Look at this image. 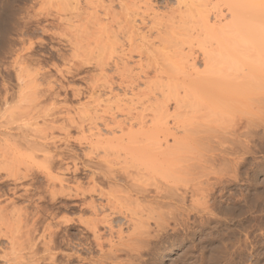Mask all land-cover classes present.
<instances>
[{"label":"bare ground","instance_id":"1","mask_svg":"<svg viewBox=\"0 0 264 264\" xmlns=\"http://www.w3.org/2000/svg\"><path fill=\"white\" fill-rule=\"evenodd\" d=\"M61 1L62 6L59 15V24H61L60 36L64 39V43L68 42L67 44H69L72 49L73 55L71 54V58L74 61L73 56H75V58H77L75 61H78V64L91 65V63H94L99 72H101L100 75L103 77L102 83L99 84L102 85L101 87L104 86L108 88V93H106L108 94V102L110 103L111 98H114V102H112L115 106L113 108L114 110L112 109L110 115L106 114L109 116L103 115L101 117L100 115L102 114H100V112L98 115V111L101 109L100 101H97L98 103L95 101L97 103L95 107L85 108L84 111V107L81 108V113H86V115L89 116L91 125L89 134L86 135L85 132L82 133L78 142L80 145H88V147L92 148V150L97 153L94 156L91 149V153L85 151L86 153L84 154L83 152L88 160L84 161L86 162L84 166L88 169L92 168L93 170L90 178L93 184L91 182L92 185L81 187L80 181V183H78L80 186L78 184L75 185V193L73 190L74 186L69 185L67 182L68 177L66 178L64 174L67 171L69 173L71 166H67L69 164L67 163V167L64 166L65 168H62V163H64L66 159V161H70L71 159V161L77 163L75 160L76 158H73L77 156V154L73 152L75 150L68 148L69 144L67 142L72 138L68 130L75 126L77 129L83 130V124L80 122L83 120H80V123H78L74 117L72 118L70 116L73 119L71 123V118H68L69 116L67 115V118L70 120L67 119L66 122L70 121L69 124L71 123V127H67V130L66 126L68 123L65 124V122H62V125L57 124L58 118L63 116L60 113L64 109L62 108V110L60 108L61 106L57 107L58 105H48L49 102L47 105L44 103L39 105L40 102L37 100L38 102H36V104L31 103V109L26 108L22 110L21 108L22 111H18L19 116H15L18 120L14 121H17L15 129L19 137V144H16V146L13 145L15 147L13 151L5 148V146L4 150L2 149L3 146L0 147V151H2L3 154L7 153V156L9 155L11 158V161L5 159L6 161L3 167L10 170L9 163L13 164V159H15L16 165L18 163L19 167L22 166L23 169L19 173L14 170L15 168L13 169L15 171L14 173L17 172L19 174L18 178L16 176L18 180H26L33 175L32 172L35 173L37 171L44 176L46 188L54 198L56 195L64 193L69 195L71 192L72 194L74 192L77 197L79 193L82 194L83 198L79 197L83 199V206L88 208L91 213L86 217L80 216L79 222L93 233V242L95 240L98 245L97 248H100L99 253L101 252L99 255L100 259H97L99 256H97V258L95 256L93 257L99 261L95 263L94 261H85L87 264H122L123 262L121 260L124 256H122V258L119 257V255H121L120 252L126 250L127 252L124 253V251L123 253L126 255L128 253L129 256L132 255L131 252L135 251H139L138 253L135 252L139 255L142 253L140 252L141 250H139L141 244H145V241L146 243L149 242H147V239L150 236L149 234L152 233H150L149 230L152 228L151 231H153L154 229L150 226V222L153 221L156 227L160 226V228H158L161 230V226L164 224V226H167L166 224L170 219L176 222L180 217L179 222L182 221L181 218L186 211L187 195H192L190 194L191 190L189 189L190 191H188L189 185H186L188 174H197L198 172V177L201 176L200 173H202L204 177V171H207L210 166L209 164L216 161V158H220V160L223 159L221 160L222 163L225 160L226 164L232 161L233 156L231 155H233V153L230 151L231 147L227 145V147H225L224 145V143L227 144V142L230 141L228 140V135H232L233 131H235L234 128L242 121L244 123L243 125L246 126L244 130L251 126L253 113L250 107L254 103H252L254 98L250 96L249 91L252 87H255L252 85V81L254 83L259 76L264 77V69L260 70L261 66H264V0H177V6L171 8V14H165L166 17H162L161 14V17L160 15L158 16V11L156 9L157 12L154 11L150 0ZM117 7H119L120 10H117ZM193 16L197 18L194 17V21L193 18H191ZM188 17L191 19L188 20ZM191 20L193 21L192 23L190 22ZM141 26L148 28L147 30L145 29L146 32H156V35L161 38V41L156 36L153 39H159L160 44H158L160 46L162 43L163 45L166 44L169 47L166 46V48H168L165 49L167 52L164 50L165 47H163V49L157 47L159 51L155 50L157 48H154V45L150 46L153 44L150 40L149 43L151 42L152 44H147V46H150L152 50L149 48L144 49L143 46L145 45L142 46L141 44L140 46V44H135L137 43L135 40L141 34ZM143 34H141V36H143ZM144 35L145 38H148L146 33ZM179 36L182 37L179 38ZM122 37H124V40L121 39ZM175 37L179 38L177 43ZM200 37L202 39L198 44L201 47L199 48V51L201 50L199 55V53H195L193 45ZM164 38L169 41L170 38L173 39L176 45L165 40L167 43H170L169 46L162 41ZM137 40L140 41V39ZM145 42L148 43L147 39L146 41L144 40V43ZM171 46H175V50H173ZM185 48H187V51ZM169 49H172L174 52L172 51L173 53H171ZM196 52L198 51L196 50ZM63 55L65 56L64 53ZM134 55H137V60H134ZM200 58L204 64L201 70L197 64V61H201L198 60ZM144 59L146 62L143 61ZM167 60L169 61L168 63H171L170 66L173 67L165 66V68L168 67L169 70L163 68V71L162 66L168 64L166 62ZM143 62L146 64L143 65ZM136 66L140 68V72L133 74V68ZM108 69L114 70V74L108 75ZM260 72H262L263 75L260 74ZM256 74H258V77H255ZM115 76H117L118 80L115 79ZM263 77L257 79V81L264 80ZM98 82H96V84L94 83L95 85H93L92 88L98 89L99 87L97 88V86H100L97 84ZM169 82H174L173 88L171 86L165 87ZM260 82L262 83V81ZM115 84L120 86V88L124 87V92L130 90L131 96L128 97L127 93H125V96L128 97L127 99L124 97L126 101H124V98H121L122 96H119V93L115 92ZM141 84L146 88L139 89ZM41 85L42 84H40V86ZM48 86L51 87L52 85L50 86L49 84ZM53 87H51V89L48 88L50 92L46 87V89L43 88L44 90H41V94L45 96L43 92H47L46 96L48 94L51 96L50 93ZM101 87L99 89H101ZM105 88L102 89L105 90ZM38 90L37 93L40 92ZM77 91L78 90H76V94L78 93ZM105 91H107V89ZM80 92L77 94L78 96H80ZM37 93L36 95H38ZM52 94H54V90ZM55 94L57 93L55 92ZM201 95L205 97L209 96L210 101L205 104L193 100L194 96L198 98ZM24 97L25 96L21 99L24 100ZM41 100L45 102L48 99ZM108 102L104 104L105 107L103 106V110H105V108L107 109V105H111V103L108 104ZM34 105H36V108ZM65 106L63 105V107ZM233 106L236 109H234ZM239 107L241 108V114ZM59 108L61 110L58 111ZM235 110L239 112V115L237 113V115L233 114L232 116ZM37 119L41 120L42 123L41 121L38 122ZM79 119L82 118L79 116ZM220 119H225L227 123V126H223L222 130L218 127L219 125H215L217 121L220 122ZM85 122L86 121H84V124ZM250 128L246 129L248 131L246 132L245 130V132L249 134ZM56 129L62 130L64 135H56ZM103 130H106L107 133H112V136H104L105 133H103ZM213 137L216 138L214 143L212 141ZM63 143H65V146H61ZM71 152H73L72 154L74 156H72ZM4 156L0 157V159H4ZM212 160L214 161L212 162ZM58 161L62 162L59 163L62 164V166L57 163ZM56 163L59 166L56 167ZM13 166L15 167V165ZM78 169L79 168L75 166L73 172L77 173ZM8 170H6L7 173ZM97 177H102L103 180L111 184L109 187L112 188L109 191H105V189L97 184ZM192 177L191 175V177L188 178ZM198 177H196V179H198ZM13 178H15V176ZM193 178L195 179V177ZM114 184H117L119 188ZM114 186L116 188H113ZM28 189H24L25 193L23 195H28V192H30ZM200 190L201 189H199V191ZM193 191L194 193H191L195 194V189ZM86 195H98L102 201L97 203L93 196L88 199ZM8 202H10V200ZM7 206L9 205H6V207H4V205L2 206V203L0 206V219L5 222L9 220V215H7L6 211L5 216L1 210L3 209L2 211L5 212ZM164 207L167 208L166 210L171 207L170 211L172 212L169 211V214H171L169 220L165 216L168 212L164 211ZM173 208L176 209V211L173 210ZM12 213L8 211V214L11 215ZM25 213L23 214L27 216ZM13 214L10 216L11 219H13ZM16 214H18V211ZM21 214L22 213H20L18 217L14 216L16 218L14 221L12 220L9 222L10 219L8 223H6L14 226L16 223V225L20 227L21 225L19 222L22 224L23 218L26 217L24 216L22 218ZM39 215L40 214L37 213L35 216L33 223H31L32 227L37 225L36 222L40 218ZM116 215H119L118 218H120V216L123 217V220L125 219L124 221L127 222V226L128 224L132 226V230L129 229L131 231L129 234H124V230L121 228L122 225L120 226L119 223L118 225L120 228L117 230L116 228L118 225H115L116 228L114 229V222L112 221L113 217ZM184 217L186 219L185 215ZM116 219H114V221ZM185 219L183 218L184 221ZM70 220L71 219H69V221ZM26 221L24 224L28 222ZM67 221L68 220L65 222ZM0 223L2 225L1 221ZM14 226L11 228L12 230L18 228ZM101 226H103V228L105 227L102 229L104 231L106 228L108 229L110 235H112L111 237H113V234L116 232L117 235L115 234V238L116 236L118 237L117 242L115 239L112 241L111 239L113 238L108 239V235V240L105 239L106 236H104L103 231H101ZM127 226L125 225V227ZM21 227L22 229H15V231H24V226L22 225ZM30 228H27V232H29ZM107 232L105 233L108 234ZM10 233L11 234L6 233L7 236H13V234H18L19 232L12 233V231H10ZM40 235L43 238L42 244L44 248H42L43 246L41 248L44 249V255L42 252V255H40L39 252L41 250L38 251V249L35 248L36 242L33 238L31 239L32 242H25L28 243V246L26 245L27 247H25V243L23 242L22 247V243L19 242V240H17V242L15 237V243L13 242L15 246L13 244V247L11 245L10 247L12 251L15 249L16 245L17 248L15 249L16 251L14 250L15 252L13 251L14 254L12 252L11 254H9L10 252H6L7 256H11L9 259L10 256L6 257L5 255V259L8 258L9 260V263L6 264H56L54 261L56 253L51 255L56 240H54V238L56 236L55 230L50 222L45 226ZM11 237L8 238L10 242ZM38 238L39 237H37V239ZM18 245L20 247L19 249ZM143 246L141 248H143ZM25 252L27 253L25 254ZM134 256H130L131 259L132 257L134 258ZM70 257L72 258V256ZM130 257L127 256L126 258L129 259ZM4 262H6V260ZM126 262L128 263V261ZM132 262H130V264H133Z\"/></svg>","mask_w":264,"mask_h":264},{"label":"rangeland","instance_id":"2","mask_svg":"<svg viewBox=\"0 0 264 264\" xmlns=\"http://www.w3.org/2000/svg\"><path fill=\"white\" fill-rule=\"evenodd\" d=\"M60 1L61 0H0V147L3 146L2 149L4 150V146H5V148L9 150L11 149L13 151L15 149L14 146H16V144L17 145L19 144L18 142L19 137L17 134V130L15 129L17 125L16 124L17 121H14V120H18V118L15 117V116H19L18 111H22L26 108L31 109L30 107L31 103L36 104V102L38 101L40 102L39 105H42L43 103L47 105V103L49 102L50 104L48 103V105H53V106L58 105L57 107L61 106L60 108L61 109L63 108L64 110L62 109L63 111H61L60 114L63 116L58 118L59 120L57 121V124L62 125L61 124L62 122H65V124L68 123L66 126V129L68 130V128L71 127L70 125L73 121L72 119L73 117L75 118L76 122L78 121V123L81 122L83 124V130H80L79 128L77 129L76 126L75 127L72 126L73 128H69L70 130H68L72 136V138H70V141L67 142L69 144L68 148L75 150V151L73 150L72 151L75 152L77 156H80V157L74 156L72 154L73 152H71L72 156H74L73 158L74 159L76 158L75 160L77 161V163L75 161H71V159L70 161H66L67 160L66 159L64 163L59 162V161L57 162L58 164L59 163L63 164L62 168H65L64 166H66L67 163H69L67 166L72 167V168L70 167L69 173L67 171L64 175L66 178L68 177L67 182L69 183V185L74 186L73 188L74 190L76 187L75 185L80 183V181H81V187L90 186L91 182L93 184V181H91L90 179L92 176L93 170L92 168H90L91 169L90 170L84 166L86 163L84 161H88L86 157L84 156V154L86 153L85 151H87V153H91L92 151V154L94 153V156L95 154H97L94 150H92V148L88 147V145L86 144L80 145V143L78 142V139L81 137L82 133L85 132L86 135L89 134V128L91 125L89 121L90 120L89 116H87L86 113H81L82 111L81 108L84 107L83 108V111H84L85 108H88V107L92 108V106L95 107V104L97 105V103L100 101L101 109H99L98 115L100 112V114H102L100 116L102 117L103 115H106V114L110 115V113H112V109L115 106L112 103L114 102L113 101L114 98H111L110 103L112 106L107 105V109L105 108V110H103V108L105 107L104 104H107L108 102V94H106L108 93V88H105L104 86L101 87L102 85L99 84V83H102L103 77L102 75H100L101 72H99V70L96 68L97 66L94 63H91V65L90 64L88 65L78 64V61H75L77 59L75 58V56H73L74 61L71 58V54L73 55L72 49L70 48L69 44H67L68 42L64 43L65 42L63 41L64 39H62V37L60 36L61 35V27H60L61 24H59L60 23L59 15L61 12L60 8L62 6L61 4L62 1L61 2ZM150 2H151V5L153 6L152 8L154 9V11L157 10L158 16L161 14L162 17H166L165 14L167 13L171 14L170 13L172 10L171 8H174L177 6V0H150ZM117 10H120V8L117 7ZM189 17H188V20H190L191 18H193V21L195 20L194 19L195 16L191 18ZM193 21L191 20L190 22L192 23ZM141 29L144 34L146 33L148 38H145V35L142 33ZM141 29H140V32L141 34H143L144 37L141 36L140 34L139 37L137 38V39H140V41L136 39L137 41L135 40V42L137 43L135 44H138V45L140 44V46L141 44L142 46L145 45L143 46V48L144 49L149 48L150 50H152L150 46H153V45H154L153 46L154 48L159 47L163 49V47H165L164 50L169 48L166 44L163 45V43H162L163 46L161 45L162 47L159 45L161 38L156 35V32H152V33L149 31L146 32L148 28L146 27L144 28V26ZM155 36L158 37L160 41L157 38L153 39ZM177 37H175L176 43L178 39L181 38L182 36L181 37L179 36V38ZM123 38L124 37H122L121 39ZM171 38H170V41L167 40L166 38H164V40L162 41L165 43L169 41L170 43L174 44V40ZM146 39L148 43L147 42L144 43V40L146 41ZM198 39L199 40H196L193 45V48H195L194 51L196 54H198L201 51V50L199 51V48L201 47L198 44L200 43L202 38L200 37ZM149 40L153 44L150 42L152 45L148 47L147 44L148 45L150 44ZM169 42L167 43L168 45L170 44ZM203 45H204V42H203ZM166 46L168 48H166ZM174 47H172L173 50H175L176 48ZM172 49H169V51L171 50L170 51L171 53L174 52ZM155 50L159 51L158 48ZM185 50L187 51V48H185ZM196 50L198 52H196ZM165 51L167 52V50ZM63 53L65 54L66 57L63 55ZM137 59H138L137 55H134V60H137ZM198 60L199 61L201 60L200 62L197 61L198 67L201 70L203 69L202 67H204L203 66L204 64L201 58ZM143 61L146 62L145 59ZM144 62H143V65L146 64ZM166 62L168 63L169 61L167 60ZM167 63H164V64H167ZM168 64L164 66H162L161 64L162 70L163 68L165 70H169L168 67L171 65V63H168ZM165 66H168V67L165 68ZM263 67L261 66L260 70L264 69ZM138 72H140V68L137 66L134 67L132 73L134 74ZM107 73L108 75L109 74L112 75L114 74V70L108 69ZM260 74H262V72H260ZM255 77H258V74H256ZM262 77L259 76V78L257 79H260ZM99 78L100 79L102 78V79L100 80ZM97 79L98 81L99 80L100 81L98 82ZM115 79L118 80L117 76H115ZM256 81H254L255 84L252 81V85L255 87H252V89L250 90L251 92L249 91L250 96L255 99V100L254 99L252 100V103L253 102L254 103L250 107V109H252L251 112L253 113L252 114L253 118H252L251 126L248 127V128L251 127L249 130V134L246 133L248 131L246 129L248 128L245 129L246 130L245 132L244 128L246 126L243 125L244 124L243 121L242 122L240 121L241 123L239 122L240 124H238L237 127L234 128L235 131H233L232 135L231 134L228 135V140L230 141L227 142V144L224 143L225 147L227 146L231 147L230 151L233 153V155H231L233 156L232 161L229 160L230 162L229 163L227 162L226 164L225 160L222 163L221 160L223 159L220 160V158H216L217 159V160L215 159L216 161L212 160V162L213 161L214 162L212 164H209L210 166L207 169V171H204L205 172L204 177L202 173H200L201 176L198 177L199 176L198 172L197 174L196 173L188 174V177H191L192 175L193 177H195V179L193 177L192 178L187 177L186 185L187 186L189 185V188L187 186L186 187L188 188V191L191 190V192L193 193H194L193 190L195 189V194L190 192V194H192L193 197L192 195L191 196L187 195L186 211L184 212L186 219L184 215L181 218L182 223L179 222L180 217L178 218V221L176 222L172 221L173 219L172 220L170 219L169 221L170 223L168 222L166 224L167 226L170 224L168 226L169 228L167 226H164L165 225L164 224L161 226V230H159L160 226L156 227L155 226L156 224H154V222L151 220L152 222H150V226L153 227L154 229L153 231H151L152 228L149 230L150 233L152 232L149 235L150 236L153 235V236L151 237L149 236L150 238L148 237L149 239V240L147 239V242L149 241L148 243H146L145 241L144 242L145 244L143 243L141 244V247L144 245L143 248L140 247L139 249L141 250L140 252L142 253L139 255L137 254L139 251L138 252L135 251L137 253L131 252L132 255L130 256L135 255L134 258L132 257L131 259L128 253L127 255L124 254L127 252L126 250H124L125 252L124 251L120 252L121 255H119V257L122 258V256H124L121 260L123 262L122 264H130V262H132L133 260H135L132 262L133 264H264V89H263L264 80H258L257 83ZM260 81H262L263 84ZM96 82H98L97 84L100 85V86H97V88L101 87V89L92 88L93 85L96 84ZM40 84L42 85L40 86ZM49 84L50 86L52 85L51 87L54 86L53 87L54 94H52L53 90H51V93H50L51 96H49L48 94L47 95L48 97H47L46 96L47 92H43L45 94L44 96L41 94V90L46 89ZM173 84L174 82H169L167 83L165 87H168V86L172 87ZM117 86L118 85L115 84L114 89H115V92L119 93L120 97L122 96L121 98L125 97L127 99L129 96H131L130 90H128L129 92L127 90L126 92H124L125 91L124 87H122L123 88L122 89L120 88V86L118 87ZM51 87L48 86V88L50 89ZM48 88L47 90H49ZM102 88H105V90L107 89V91H105ZM141 88L144 89L146 87H144V85L142 86L141 84L139 89ZM37 90L40 92L37 93ZM76 90H78L77 91L78 93L82 90L81 91L82 93L80 92V96L77 95L78 93L76 94ZM55 92L58 95L55 94ZM36 93L38 95H36ZM125 93H127L128 97L125 96ZM40 94L43 97H41ZM23 96L26 97V98L24 97V100L21 99L23 98ZM97 97H100L101 100L100 98H97ZM125 98H124V101H126ZM209 98H210L209 96L205 97L201 95L198 98L197 96H194L193 100L207 104L210 101ZM19 99H21L22 101ZM41 99H45V100L48 99V100L45 101L46 102L45 103L44 100H41ZM95 101L96 102L98 101V102L96 103ZM102 101H105V102H102ZM110 103L108 102V104ZM63 105L64 106L66 105V106L63 107ZM34 106L36 108V105ZM234 106L233 108L236 109ZM60 108L58 109V111L61 110ZM236 111L237 110H235V113H232V116L233 114L237 115V113L239 115V112L238 111L236 112ZM239 111L241 114L242 112H241L240 107H239ZM67 115L69 116L68 118L72 117L71 120L67 118ZM109 115H106V116H109ZM79 116L82 119H79ZM67 119L71 121L70 124H69L70 121L66 122ZM37 120L38 122L41 121L39 119ZM80 120H83V121H80ZM84 121L86 122L89 121V122L87 123L85 122L84 124ZM215 125L216 126L219 125L218 127L221 128L220 130H222L223 126L225 125L227 126V123L225 119H222V120L220 119V122L217 121ZM105 131L106 130H103V133H105L104 136L106 137L112 136V133H109V132L107 133V131L106 132ZM61 132L62 130L56 129L55 134L56 135L61 134V136H63L64 132L62 133ZM14 140L17 143H15ZM215 140L216 138L213 137L212 138L213 143L215 142ZM6 143L8 144L10 148L7 146ZM61 146H65V143H63ZM5 152H6V149H5ZM0 153H2V151H0ZM4 154L5 156H7V153H4ZM4 154L3 153L0 154L1 155L0 157H3ZM234 154L235 155L237 154V155L235 156ZM5 156H4V159H0V199H1L0 206H1V203H2V206L4 205V207H6V205H9V206H7L8 210L7 208H5V212L2 211L3 209L1 210V212L4 213L6 216V211H7V215H9V218H8L9 220L11 219L10 216H12V214L14 213L12 217L13 219H11L10 221L4 217L9 222H11L12 220L14 221V219H16L15 217H18L20 213H22L21 214L22 218L26 216L23 214L25 212L27 216L23 218L22 224L21 222H19L21 226L22 225L24 226L23 229L25 232L22 230L21 232H24L25 234L19 231L20 229H22L21 226H20L21 228L18 227L16 223H15V226L8 225L7 224L8 221H6L7 222L6 223L4 220H3L4 221V224H3V221L0 219L3 225L2 226L0 223L1 225L0 227V236H1L0 237V264L9 263L8 258L7 259L5 258L9 257L10 255L7 256L6 252H10L9 254H11L12 252L14 254V252L16 251L15 249L17 248V245L14 249L15 251L13 250L14 252L12 251V248L10 247V245L12 246L15 243L14 242L15 237H16V241L19 240V242L22 243V247H23V242L24 243L26 241L28 243L29 241L32 242L31 239L33 238L36 242L35 248L38 249V251L41 250L39 252L40 255L45 253L43 252L44 249H42L44 248L42 244L43 238L41 237L40 234L43 232L45 226L49 222L53 226V229L55 230V236H56L54 238V240L56 239L54 242L55 244L53 245L54 249L52 248L54 251L51 249L52 250L51 255L55 253L57 255V256L55 255V259H54L56 264H87V262L89 261H94V263L99 261L97 259H100L99 255L101 252L99 253L100 248L99 249L97 248L98 245L95 242V240L93 242V238H94L93 233L90 230H87L85 226L79 222L80 216L86 217L87 215H89V213H91V211L88 208L83 206V202H82L83 199H81L83 198L82 194L77 192L80 194V195L78 194V197L79 196L81 197V198L80 197L78 198L77 196H75L76 190H74L75 192V193L73 192L74 195L72 194V192L69 195L64 193L65 196L64 194H60V195H56L57 198L56 196L54 198V196L52 197L50 195V192L46 188V181L43 175H41L40 173L36 171L37 173L32 172L34 176L31 175L30 178L28 177L29 179L27 178L26 180H22V179L18 180L17 179L19 177L18 173L21 172V170H23L22 166H20L21 167L20 168L18 163H17L18 165L17 166L15 159H13V164L7 161L10 166L9 168L11 169L10 170L5 169L3 167V164L6 161L5 159L11 161V158L9 157V155L7 157ZM7 162H6V165H7ZM73 162H75L76 164ZM57 163H56V167L59 165L62 166V164L58 165ZM13 165H15V167ZM74 165L79 168L78 172L77 173L75 172L76 174L73 172L74 167H75ZM2 167L5 171L2 169ZM18 167L20 168V170ZM13 169L16 170L18 173L17 172L14 173L15 171ZM6 170H8V173ZM14 176L15 178H13ZM196 177H198V179H196ZM188 180L191 182H189ZM13 182L14 183L16 182V183L14 184ZM96 182L99 186L105 189V191H109L112 188V187H109L111 186V184L103 180L102 177L100 178L97 177ZM24 185L25 186L30 185V186L25 187ZM78 185L80 186V184ZM114 185H116L117 188H119L117 184H114ZM20 186H22L23 188ZM17 188L18 189L20 188V189L18 190ZM26 188L27 189L29 188L28 191L30 192H28V195H23L25 193L24 189ZM113 188H116V187L114 186ZM191 188L192 189L194 188V189L192 190ZM199 189L201 190L199 191ZM92 196L97 203H99V201H102L100 196L98 195H92ZM92 196L86 195V198L88 197L89 199ZM11 197L14 199H12ZM9 200L10 202L12 200L14 202L12 201L10 204V202H8ZM6 203H9V204H6ZM170 208L171 207H169L168 210H166L167 208L165 207L163 208L164 211L168 212V213L165 212L166 214L169 215L168 216L165 214L168 220L171 215L169 213L172 212L170 211ZM173 210L176 211V209L174 208ZM8 211L9 213H12L13 211V213L10 215L8 214ZM17 211H18V214H16ZM37 213H39L41 216L39 215L40 218L36 222L37 225L35 227L33 226L34 227L33 228L31 223H33V220L35 216L37 215ZM118 217L119 215L118 216L116 215L113 217L112 222H114L113 223L114 229L116 228L115 225L117 226L119 223L120 226L122 225L121 228L122 230H124L123 231L124 234L126 235L127 233L129 234L131 232L130 230H132L131 229L132 226H130L129 224L127 226V222L124 221L125 219L123 220V217L121 216L120 218ZM183 218L185 219V221L183 220ZM69 219L71 220L69 221ZM114 219L116 220L114 221ZM66 220H68L69 222L68 221H67L68 223L65 222ZM25 221L28 224L27 223L24 224ZM30 225H31V228L33 229L30 228ZM119 225L116 228L117 230L118 228H120ZM125 225L127 227H125ZM13 226L14 227L17 226L18 228H14V230H12L11 228H13ZM9 227L11 230L9 229ZM27 228H30V230L28 229L29 232H27ZM104 228L103 226H101V231H103L104 236H106V238L105 237L104 238L107 239L109 236L108 239L113 238L111 240L114 241L115 239V241L117 242L118 237L116 236L115 238L116 232L113 234V237H111L112 235H110L107 228L105 229V231L102 230ZM8 229H9V232H8ZM15 229H19V230L15 231ZM10 231H12V233L19 232L20 234L19 233L13 234V236L16 235L14 237L12 235L7 236L6 233L11 234ZM105 232H107L108 234H106ZM21 235H22V238H21ZM35 235L41 239L39 238L37 239ZM11 236L13 237V239ZM18 236L21 238V240ZM10 237H11L12 243L8 239ZM28 243H25V247L28 246ZM19 248L20 247L18 245V249ZM26 253L27 252H25V254ZM93 254H96V255H93ZM70 256H72V258ZM94 256L96 258L97 256L99 257L96 259V258H93ZM127 256L130 258L129 259L126 258ZM10 258L11 256L9 257V259ZM124 258H126L127 260ZM5 260L6 262H4ZM85 260H87V262ZM125 260L128 261V263Z\"/></svg>","mask_w":264,"mask_h":264}]
</instances>
